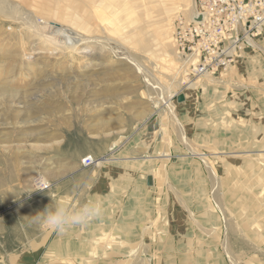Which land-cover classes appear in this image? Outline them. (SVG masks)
I'll use <instances>...</instances> for the list:
<instances>
[{"label": "rangeland", "instance_id": "obj_1", "mask_svg": "<svg viewBox=\"0 0 264 264\" xmlns=\"http://www.w3.org/2000/svg\"><path fill=\"white\" fill-rule=\"evenodd\" d=\"M192 6L0 0V255L36 238L41 259L58 234L33 221L46 206L98 200L106 209L121 195L125 207L143 206L131 245L125 230L91 223L78 232L132 249L126 264H168L162 245L192 223L172 212L179 206L218 216L213 244L224 264H264V29L227 70L188 76L172 23ZM85 155L98 163L68 167ZM72 173L84 189L68 193L61 179ZM94 179L119 192L95 189Z\"/></svg>", "mask_w": 264, "mask_h": 264}, {"label": "crops", "instance_id": "obj_2", "mask_svg": "<svg viewBox=\"0 0 264 264\" xmlns=\"http://www.w3.org/2000/svg\"><path fill=\"white\" fill-rule=\"evenodd\" d=\"M67 165L74 171L82 168L81 162L78 159L75 160V163ZM78 174H68L61 179L63 183L71 186L66 187L67 190L61 187L63 191L70 193L74 190L80 191L84 189V180H81ZM104 177V174H98L96 178L106 179ZM110 178L113 179L112 176H110ZM120 178L124 179V176L122 175ZM104 181L106 180L96 181V179H94V182L99 183L95 186V189L101 192L111 190V193L114 195L119 192V187L116 184L109 185L105 184ZM120 188L124 189V186ZM81 193L85 194L84 191ZM125 202V200L121 199V195L110 197L109 205L105 211V213L109 215V221H105V223H102V221L92 222L91 225L93 226L91 228L94 231L100 229L128 231L124 235L122 234V239L125 245H131L133 238L138 237L140 234L137 231L142 228L144 211L142 209L143 206L133 208V205L130 204L129 208L125 207ZM144 209L146 210V207H144ZM200 211V206H179L173 209L172 212L178 213L179 215L184 213L189 214L192 223L189 225L190 227L186 235L181 233L176 238L173 237L176 241L173 240L171 244L170 241H166L162 245L161 249L165 254L164 257H166L168 264H224V258L222 259L218 247L213 244V233L215 229L218 228V216L210 211H204L203 218L194 216L196 212ZM133 213L137 214L136 220L134 221L132 217ZM91 225H88V227ZM193 225L195 226L193 227ZM85 229H88L87 226L82 228V230ZM132 229L136 232V236L134 237L133 232H131ZM78 230H80L79 227L70 229L66 233L52 236V239L47 245L48 248L42 254L41 259L36 252V248L33 247L37 243L36 238H33L27 240L26 245L28 246V250L22 253L13 252L0 255V264H37L40 261L45 264H126V262H129L132 249L120 248L116 245L106 248L107 246L104 247L105 245H101V241H99L101 237L99 235L100 233L97 234V232H94L92 236H90V239L89 236H84L78 232ZM116 244L123 246L122 243L119 242ZM90 247H92V250ZM118 256L123 257L116 258Z\"/></svg>", "mask_w": 264, "mask_h": 264}, {"label": "built area", "instance_id": "obj_3", "mask_svg": "<svg viewBox=\"0 0 264 264\" xmlns=\"http://www.w3.org/2000/svg\"><path fill=\"white\" fill-rule=\"evenodd\" d=\"M264 29V0H193L190 15L172 23V39L181 68L188 76L227 70ZM82 167L96 165L92 155Z\"/></svg>", "mask_w": 264, "mask_h": 264}, {"label": "clouds", "instance_id": "obj_4", "mask_svg": "<svg viewBox=\"0 0 264 264\" xmlns=\"http://www.w3.org/2000/svg\"><path fill=\"white\" fill-rule=\"evenodd\" d=\"M105 211L103 202L98 200H90L75 207L71 202L61 200L51 207L46 206L43 211L33 216V221L43 224L52 232L63 234L101 219Z\"/></svg>", "mask_w": 264, "mask_h": 264}, {"label": "bare ground", "instance_id": "obj_5", "mask_svg": "<svg viewBox=\"0 0 264 264\" xmlns=\"http://www.w3.org/2000/svg\"><path fill=\"white\" fill-rule=\"evenodd\" d=\"M192 8H193V6H192L191 9H189L188 12L185 13V14H186V15H190V13H191V11H192Z\"/></svg>", "mask_w": 264, "mask_h": 264}]
</instances>
